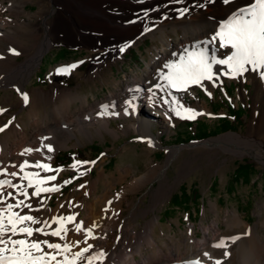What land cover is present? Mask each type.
Masks as SVG:
<instances>
[{
    "label": "rangeland",
    "instance_id": "obj_1",
    "mask_svg": "<svg viewBox=\"0 0 264 264\" xmlns=\"http://www.w3.org/2000/svg\"><path fill=\"white\" fill-rule=\"evenodd\" d=\"M18 1L0 0V20L7 22V32H11L13 40L18 42L16 44L9 40H0V48L2 47L0 52L2 49L9 52L14 46L18 54L10 51L9 55L12 54L13 61L20 64L26 61L29 54L37 50L38 44L44 39L43 12L47 11L52 18V10H55L56 6H50L48 0H24L26 1L24 4ZM200 1L172 2L169 10L177 12L188 8L191 11L188 17L190 18L193 14L208 11L207 7L203 9L199 7L202 4ZM151 5L144 2L131 4L128 10L131 11L132 22L127 26L132 35L129 38L125 36L123 41L117 42L115 52L110 46L108 53L107 48L93 40L94 36L83 34L87 37L85 41L76 39L77 42L68 43L61 40L49 47L34 67L33 73L24 82H20L22 83L20 87L9 85L13 84V81H3V76L6 75L0 73V108L6 110L0 113V126L12 120V123L0 132V140L14 139L11 134L13 129L18 133L22 131L30 137L35 128L33 120L38 117L45 118L48 112L50 114L55 106L60 105V101L63 102L62 97L61 100L56 98L48 104L43 99L44 95L56 87L70 89L77 97L80 95L72 101L70 107L72 111L80 107L81 98H87L89 103H94L102 101L111 93H118L119 98L113 109L119 112L124 109L125 101L133 95L128 91V85L132 79L144 75L148 66H151L149 71L152 72V78L147 87L159 82L158 71L163 68L164 63L170 59H177L178 57L173 54L183 53L191 43L179 45L182 47L175 50L183 40L187 27L176 25L165 28L166 22L155 19V16L158 12L164 15L167 8L157 6L146 13V8ZM15 6L22 9L16 10ZM228 16L217 19V27ZM173 19L183 20L172 18L168 21ZM145 26L150 30L144 31ZM215 29L211 30L212 34L215 33ZM207 39L209 38L199 41ZM172 44L175 47L170 48L169 45ZM121 47H124L123 52L119 51ZM215 47L217 51L214 54L223 58L227 49L219 48L218 40ZM164 48L168 50L170 58L154 68V62H159L161 59L159 53ZM73 64L76 67L70 68L67 72L58 71ZM3 68L10 69L8 65H3ZM214 72H217V75L213 81L205 80L199 85H190L186 92L172 90V95L185 108L203 113L195 119L177 117L169 110V106L164 105L159 99L164 95L159 90H156L155 103L150 102L148 96L151 93L146 91V86H141L145 89L142 92L144 107L149 104V108L143 107L142 111L133 115L112 118L110 128L116 134L103 131L102 135H99L96 129H92L94 134L92 138L81 135L77 130L75 136L67 139L59 135L60 137L58 136L54 141L56 145L54 151L50 152L52 154L48 152L52 157L50 155L48 157L51 168H60L62 171L44 172L37 169L41 171V176L56 175L57 179L53 186H58L59 190L43 193L41 197L49 201V206L54 209L63 204L65 216L76 214L75 210L78 206L86 200L90 201L93 197L102 195L107 189L108 182L115 183L120 171L130 168L129 176L122 184H116L112 193L114 196L112 206L119 209L117 215L119 223L127 218L125 222L132 221L137 233H140L143 232L142 227L147 222L154 220V237L161 249L168 252L173 245H176L181 253L190 256L195 251L193 240L204 236L202 226H209L213 220H217L221 229L218 241L223 239L227 247L217 248L211 245L209 249L222 261V264H240L237 257L238 244L242 240L251 238L252 230L256 225L264 240V153L258 158V148L255 144V149L252 144V149L244 147L239 150L224 146L223 140L229 139L228 135L232 133L247 139L248 130L258 128V118L264 109V79L260 78L259 73L253 72H246L233 78L225 74L226 66L224 69L214 66ZM23 92L28 96V103L20 106L19 101L24 103L21 95ZM37 94L40 97L38 96V103L34 104L32 112L29 105ZM167 98L171 100V97ZM146 115H149L150 123H153L151 131L155 138L151 141V146L141 132L129 128L137 124L138 120L145 119ZM182 115L186 116L187 113ZM165 119L170 121L168 130L163 123ZM46 137L49 139L50 136L46 135ZM138 137L143 139H137ZM191 138L196 140L190 141ZM215 140L219 141L215 142ZM253 141L257 142L256 137ZM258 143L264 146V140L260 139ZM186 144L190 146L178 148ZM172 148L179 150H176L171 162L167 163ZM245 149L248 151L246 152ZM75 161H95V163L78 165L73 169L70 166ZM245 165L249 166L248 174L240 179L236 178L237 169ZM161 167L164 175L161 179L162 183H165V189L162 198L155 201L152 198L155 191L160 188L158 180L136 187L134 184L136 178L150 177L156 168ZM101 171L102 177H100ZM81 172L84 174L80 175ZM65 180L71 182L64 184ZM92 182L98 184V189L94 193L90 189ZM82 191L85 194H81ZM183 192L186 193V197L182 198ZM196 193L199 194V199L194 198ZM131 202L139 207L135 219H132ZM213 205H216V209H213ZM232 213H237L247 227H229L226 220ZM33 215L37 216V213ZM83 217L84 213L81 212L80 218ZM65 226L69 228L70 224L66 222ZM114 237L117 239L120 237V225L116 227L114 234L109 236L110 239ZM230 237H239V239L233 241L229 239ZM44 238L42 236V239ZM47 238L59 241L58 238ZM137 239L138 237L130 242L126 241L124 249L133 250ZM154 251H157V246L151 248L145 245L142 255L148 256ZM225 251L229 253L226 257L223 255ZM135 257L141 258L140 255ZM107 263H110V258L104 262ZM207 264H214V261Z\"/></svg>",
    "mask_w": 264,
    "mask_h": 264
},
{
    "label": "bare ground",
    "instance_id": "obj_2",
    "mask_svg": "<svg viewBox=\"0 0 264 264\" xmlns=\"http://www.w3.org/2000/svg\"><path fill=\"white\" fill-rule=\"evenodd\" d=\"M181 1L182 0H180V2ZM18 2H20V4H24L26 1L19 0ZM139 2L152 4L150 7L146 8L147 12L152 10L153 7L157 6H161V8L163 9L167 8L164 15L158 12V14L155 16V19H162L164 20V22H166L165 28H167L168 26L174 27L176 25L185 26L188 28H185V36L175 50L182 47L179 45H187L189 43L196 44L201 39L210 38L213 35L211 33V30H214L218 25L217 19L226 17L238 7H246L248 4V0H233V3H231L230 5H225L222 0H201L200 2L205 6L200 8L203 9L207 7L208 11H201L196 15L193 14L190 18H188L191 14L190 10L183 16L180 15L179 11L176 12L172 11L171 9L169 10L170 6L173 4L172 2H177V0H48L50 6H56V9L52 10V18H50V13H48L47 11L43 12L45 16L42 23L44 39L38 44L37 50L34 53L29 54L26 61L20 64L13 61V55H9L10 51L5 52V50L2 49L1 52H3V54H1L0 52V73L6 75L5 77L3 76V81H13V84L11 83L9 85L20 87L22 85V83L20 82H24L33 73L34 67L38 64V61L49 47L57 42H60L61 40L68 43L71 41L77 42L76 39L85 41L87 40V37H85L83 34L94 36V38L92 37L93 40H96L99 45L107 48L108 53L110 46L113 47L112 51H117L115 44L117 42L123 41L122 39L125 36H128L129 38L132 35L130 34V29L127 26L129 22H132L131 11L128 10V8H131L132 3L138 4ZM16 5H18V3ZM18 7L15 6L14 9L17 10ZM141 14L143 13L141 12ZM172 18H180L183 20L173 19L172 21H168ZM6 25L7 22L0 20V40L5 39L9 40V42L11 43L18 44L17 40H13L12 33L7 32ZM218 28L219 27L215 29V32L218 30ZM2 30H4V32H2ZM191 44H189L188 46H190ZM216 44L217 41H214L211 47L216 48ZM11 46L13 45L11 44ZM169 47H175V45L172 44L169 45ZM13 49L15 50L14 46ZM159 55L161 59L159 60V62H154V68L160 66L162 62L170 58V55H168V50H166V48H164L163 51L159 53ZM3 65H8L10 69L5 70L3 68ZM214 66L220 67L221 69L225 68V66L221 65ZM150 67L151 66H148V70L145 71L144 75L132 79L131 83L128 85V88L136 86L147 87V84H149L152 78V72L150 73L149 71ZM255 74H258V72H255ZM159 82L162 83L160 80ZM22 89H24V87ZM137 95L138 99L133 101L135 107L133 108L127 104H124V109L119 111V115L116 116L109 115L107 113L117 112L113 109L114 107H112V103H117V99L119 98L118 93H111L102 101H96L94 103H89L87 98L80 97V107L78 106V109L72 111L70 109L71 103L72 101L79 98L80 95L77 97V95L74 94V92L72 93L70 89H64L61 87L54 88L52 91L44 95L43 99H45L48 104L51 101H55L56 98L60 99L62 97L61 99H63V102L61 103L60 101V105L55 106V109L53 107L54 110H52L50 114L48 112V115L45 118L38 117L33 120L35 128L30 137L26 136L22 131L18 133L15 129L12 128V133H10L13 135L14 139L6 138L3 141L0 140V170L7 169V172L9 173L13 171L18 173L17 177H11L10 175L0 176V179H11L14 183H22L26 185L27 181L20 180V177L23 176V171L20 170L19 166L25 160L29 161L30 164H34L35 161L40 160L43 163H48L49 165H51V161L48 155L52 153L49 152L50 154H48V150L45 145L51 144L54 149V147H56L54 141L59 135L67 139L71 136H75V130H77L81 135L92 138L94 135L92 129H96V132L99 135H102L103 131L110 133L113 132L114 134H116V132L110 128L112 118L125 117V108H127L128 113L132 115L136 112L138 113L142 111L144 108H149V104L144 107L142 92ZM38 96L40 97V95L37 94L33 102L31 100V103L29 105L30 111L33 110L35 106L34 104L38 101ZM7 102L8 100H6V103ZM18 104L20 106L25 105V103H22V101H19ZM102 104H108L109 108L107 109L104 116H99L98 113L102 110L100 107ZM258 111L260 110L258 109ZM159 113L161 114V112ZM258 115L259 112L257 113V116ZM149 119V115H146L145 119L138 120L137 124L129 126V128H133L137 132H141L144 135L145 140L153 141V139L155 138L151 131L153 123H150L151 121ZM258 120V128L256 130H248L249 138L247 137V139H243L241 138V136L232 133L228 135L229 139L223 140L224 146L226 145L229 148L242 150L244 147H250L252 149L251 145L253 144L254 147L255 144L258 148L257 152L259 155L257 157L259 158L264 153V146L258 143L260 139L264 140V109L262 110ZM163 123L168 130V124H170V121L168 119H165ZM46 135L50 136L47 140L44 139ZM255 137L257 139V142L253 141V138ZM216 141L219 140H215V142ZM26 148H40L41 151L25 153L24 150ZM176 150L179 149H171L172 153L169 156L167 163L171 162V159L173 158ZM245 150L246 152L248 151V149ZM21 153L24 154L21 155ZM50 157H52V155H50ZM13 165H15L16 167H12ZM24 171L31 172L39 170L33 167H27L24 169ZM130 173V168L120 171L119 177L118 179H116V182H108L106 185L107 189L102 195L95 196L90 201H84L80 206L76 208V214L71 213L75 216V219L70 223V226L68 228V239H80L81 241L84 239L83 231L81 233H75L74 228L76 223L83 222V226L85 228L95 223L96 225H98V227H95L93 229V234L97 237V239H88L89 242L93 243L95 246L92 251L103 249L107 252L108 255L106 260L110 258V263L107 264H171L174 262L176 264H188V262L193 260H200L201 264H207V262L217 260V257L209 249L211 245H215L220 242L218 241V239L221 235V229L217 220H213L209 226H202L204 236L203 238H197L193 240L195 243V251L190 256H187V253H181L180 248L176 245H173L168 252H165L163 249H161L159 243L154 237V220L147 222L146 225L142 227L143 232L140 233H137L135 228L136 226L134 223H132V221L130 222L128 220L125 222L127 218H124V221H120L119 223V219L117 218L119 209L113 207L112 203L111 205H109L108 201H114V196L112 193L114 188L116 187V184H122ZM162 175V167L156 168L150 177L141 176V178H136L134 187L139 186L140 184H147L149 182H153L154 180H158L160 182V188L155 191L152 199H154L155 201L160 200L165 189V183H162L161 179ZM102 176L103 174L101 171L100 177ZM53 184L54 181H49L44 185V187H52ZM90 189L92 193L96 192L98 189V184L96 182H92ZM4 191L5 193L8 191H13L14 196L16 195L14 189L5 187ZM32 191H34V188L28 189L29 198L25 200V203L32 204V209L29 210L22 208L18 211H20L21 214L27 213L33 215L34 213H37V218L48 219L49 224L51 225L48 230L51 231L52 229L57 227V225L51 220V217L63 215L64 207L61 208L59 207V205L57 209L51 208L48 204L49 201H46L41 197L43 193H41L40 197H32ZM81 194L85 193H83L82 191ZM18 198L24 199V197L22 196ZM40 201H43L42 205L39 203ZM130 204L132 206L130 209L132 219H135L137 217V210L139 209V207L134 202H131ZM36 209H39V211H36ZM49 209L51 211H48ZM105 209H107V211H105ZM213 209H216V205H213ZM81 212L84 213L83 218H80ZM226 222L227 225L231 228H240L241 226L247 227V224L244 223V221L237 213H232L231 217L228 218ZM119 225L120 237L118 239L116 237L110 239V234H114L116 227ZM136 237H138V239L135 243L134 249H124L126 241L130 242ZM40 238L42 239V236ZM51 241L57 242L55 240ZM145 245L151 248L157 246V251H154L148 256H143L142 249L145 247ZM83 246L85 245L81 243L80 247ZM76 250H78V248H73V251ZM204 253H208L209 255L205 256ZM137 255H140L141 258L136 259L135 256ZM237 257L240 264H264V240L261 238L257 225L252 230L251 238L242 240L238 244ZM97 264H99V262H97Z\"/></svg>",
    "mask_w": 264,
    "mask_h": 264
},
{
    "label": "snow or ice",
    "instance_id": "obj_3",
    "mask_svg": "<svg viewBox=\"0 0 264 264\" xmlns=\"http://www.w3.org/2000/svg\"><path fill=\"white\" fill-rule=\"evenodd\" d=\"M180 0H177L179 3ZM225 5H230L233 0H222ZM201 4L199 7H204ZM183 16L189 11L188 8L178 10ZM147 12V10H146ZM150 29L145 26L144 31ZM219 41V48L227 49L223 58H218L216 49L211 47L214 41ZM127 45H125L126 47ZM191 49V50H190ZM14 54V49H10ZM124 51V47L119 49ZM177 59H170L164 63L163 68L158 71L159 80L163 83L157 82L152 87L147 88V92L151 93L148 100L155 103L156 90H159L164 95L159 99L164 105L169 106V110L174 112L177 117L195 119L198 115H203L194 111L191 108H185L179 103L178 99L172 95V90L187 91L190 85H199L202 81H213L217 72H214V65L226 66L225 74L235 78L246 72H258L261 79H264V0H248L246 7H238L233 10L226 20L222 21L218 30L207 40L199 41L194 45L185 48L183 53H174ZM76 65H70L68 68L58 69L59 72H67L70 68H75ZM166 70V71H165ZM218 71V69H217ZM151 83V82H150ZM19 91V90H18ZM132 93V97L126 100L125 103L130 107H135L133 101L138 99V95L144 92L140 86L130 87L128 89ZM25 104L28 103V96L26 93H21ZM210 95V93H209ZM167 97H171L169 100ZM99 116H104L108 104H102ZM115 107V102L112 103ZM6 111L0 108V113ZM187 113L186 116L182 115ZM109 115L118 116V112L107 113ZM125 114L128 109L125 108ZM12 120H9L3 126H0V132H3ZM45 140L48 138L45 137ZM137 139H143L138 137ZM151 146V141H148ZM48 152L53 151L51 144L45 145ZM33 151H41L40 148L32 149L26 148L25 153ZM24 153H21L23 155ZM95 163V161H75L70 167L77 168L78 165ZM12 167H16L13 165ZM23 171L21 181H27V184L14 183L11 179H0V264H104L107 258V252L103 249L92 251L94 244L89 242L88 238L92 240L97 239L93 234V229L98 227L95 223L91 226L84 227L83 222L75 224V233H84V239L69 240V229L65 223H71L74 215H60L52 216L51 220L57 225L54 229L49 231L51 227L48 219L37 218L32 214H21L19 209H32V204L25 203L29 198V188H34L31 192L32 197H40L41 193L55 192L59 190L58 186L44 187L49 181H55L56 175L41 176L39 171H24L27 167H33L44 172L55 171L59 172L62 169H52L48 163H43L40 160L30 164L25 160L20 166ZM83 175L84 173H79ZM17 177L18 173L13 171L7 172V169L0 170V176ZM70 180H65L64 184L70 183ZM5 187L14 189L13 191L5 193ZM84 187V185H80ZM24 197L20 199L18 197ZM14 201V202H9ZM41 205L43 201L39 202ZM112 201H108L111 205ZM59 207L63 208L61 204ZM39 211V209H36ZM48 211H51L50 209ZM107 211V209H105ZM35 226V227H34ZM38 234V235H35ZM45 237L41 239L40 237ZM22 237V238H21ZM47 237L58 238L61 242H54ZM229 239L235 241L239 237H230ZM81 243L85 246L80 247ZM217 248H226L227 245L222 239L219 243L213 245ZM73 248L78 250L73 251ZM208 256V253H204ZM226 257L229 255L227 251L223 253ZM188 264H201L200 260H193ZM214 264H222V261L217 259Z\"/></svg>",
    "mask_w": 264,
    "mask_h": 264
},
{
    "label": "trees",
    "instance_id": "obj_4",
    "mask_svg": "<svg viewBox=\"0 0 264 264\" xmlns=\"http://www.w3.org/2000/svg\"><path fill=\"white\" fill-rule=\"evenodd\" d=\"M66 53H68V51H66ZM228 131H230V129H228ZM210 136H212V135H210ZM210 136H209V137H210ZM201 139H202V138H201ZM194 140H196V139H193V138L190 139V141H194ZM248 168H249L248 165L240 166V167L237 169V172L235 173V177H236V178L239 177V179H240L242 176L247 175V174H248V172H247ZM198 196H199V194L196 193L195 196H194V198L199 199L200 196H199V197H198ZM181 197H182V198H183V197H186V193L183 192V194H182ZM187 197H188V196H187Z\"/></svg>",
    "mask_w": 264,
    "mask_h": 264
},
{
    "label": "water",
    "instance_id": "obj_5",
    "mask_svg": "<svg viewBox=\"0 0 264 264\" xmlns=\"http://www.w3.org/2000/svg\"><path fill=\"white\" fill-rule=\"evenodd\" d=\"M199 144H204V143H199ZM181 146H190V144L180 145V146H178V148L181 147Z\"/></svg>",
    "mask_w": 264,
    "mask_h": 264
}]
</instances>
